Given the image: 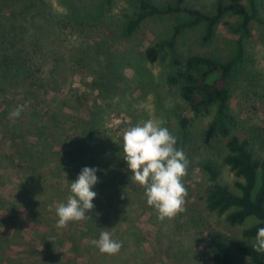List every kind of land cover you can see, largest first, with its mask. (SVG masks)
<instances>
[{
    "label": "rangeland",
    "instance_id": "rangeland-1",
    "mask_svg": "<svg viewBox=\"0 0 264 264\" xmlns=\"http://www.w3.org/2000/svg\"><path fill=\"white\" fill-rule=\"evenodd\" d=\"M151 1L165 6L174 0ZM232 1L248 5V0L188 2L213 13ZM257 1L264 20V0ZM138 2L49 1L54 5V27L64 42L55 46L56 53L36 76L32 94L23 89V83L9 95L5 111L9 129L23 137L0 131V264H215L208 248L214 232L232 239L239 264H251L238 253L237 243L245 240L253 245L254 239L243 238V230L256 220L234 227L227 215L210 212L206 204L211 183L204 164L212 163L220 172V181L234 192H238L235 183L242 181L224 163L226 140L211 147L203 143L216 108L195 117L181 98L180 86L167 84L168 76L178 68L176 58L196 54L234 57L238 36L231 28L238 17L226 18L207 45L201 43L203 27L183 30L175 47L164 48L151 63L146 51L169 41L182 16L153 17L126 37L124 28L137 13ZM44 23L38 21L46 30ZM252 27L246 63L231 83L230 108L238 123L233 133L249 139L256 156L264 158V26L253 23ZM18 105L24 110L13 119L10 112ZM182 116L191 119L190 141L184 151L189 161L183 178L188 192L186 210L160 222L147 204L144 188L135 183L137 197L127 200L116 190L113 178L105 176V165L114 163L124 130L141 121L163 120L178 142ZM31 130L37 133L29 134ZM85 167L98 170L94 208L86 213L91 219L57 229L55 206L66 202L70 183ZM108 222L117 225L114 232ZM104 229L122 242L118 254H100L91 244Z\"/></svg>",
    "mask_w": 264,
    "mask_h": 264
},
{
    "label": "trees",
    "instance_id": "trees-1",
    "mask_svg": "<svg viewBox=\"0 0 264 264\" xmlns=\"http://www.w3.org/2000/svg\"><path fill=\"white\" fill-rule=\"evenodd\" d=\"M49 1L0 0V131L16 136L19 133L9 129L8 111L5 112L10 104L11 91L21 88L24 83L26 86L23 89L32 94L37 86L36 76L43 73L49 59L56 53L55 46L64 42L58 34L59 30L54 27V5ZM188 1L174 0L165 6H159L151 0H139L138 11L127 22L123 33L126 37L132 36L145 21L153 17L182 16L169 41H163L146 51L147 59L155 63L164 48L175 47L183 30L203 27L201 43L207 45L216 38L218 28L226 18L238 17V22L231 28L238 36L234 57L220 59L196 54L185 59L176 58L174 64L178 68L168 76L167 84L172 87L180 86L181 98L195 117L207 115L212 108H216L214 118L203 134V143L211 147L217 141L226 140L228 153L224 163L242 181L235 183L238 192H234L220 181V172L212 163L204 164L203 169L211 183L206 196L207 208L212 213L227 215V222L234 227L244 226L251 218L256 220L252 226L243 230L244 239H253L258 228L264 227V158L256 156L249 139L233 133L238 123L231 112L230 102L231 83L238 69L246 63V42L253 36V23L264 26V20L260 18L257 0H248V5L232 1L213 13L192 7ZM39 20L45 22L47 31L40 28ZM190 123V118L182 116L181 136L176 147L183 152L190 141ZM36 133V130H31L29 134ZM254 139L258 137L254 136ZM122 145L115 155L114 163L105 165L107 167L104 174L107 178H113L118 193L130 200L137 197V192L133 188L135 183L130 181L132 174L123 160ZM1 163L2 160L0 167ZM26 198L31 199L29 196ZM26 198L22 199L23 202ZM101 222L104 223L103 220ZM107 225L111 226V232L117 226L109 222ZM233 246L232 239L224 233L214 232L210 235L208 248L215 264H239ZM237 251L249 259L251 264H264V253L255 252L253 245L245 240L237 243Z\"/></svg>",
    "mask_w": 264,
    "mask_h": 264
},
{
    "label": "clouds",
    "instance_id": "clouds-1",
    "mask_svg": "<svg viewBox=\"0 0 264 264\" xmlns=\"http://www.w3.org/2000/svg\"><path fill=\"white\" fill-rule=\"evenodd\" d=\"M23 110L24 106L18 105L10 116L17 119ZM163 124L164 121L159 119L139 122L124 130L122 145L123 160L132 174L130 181L144 188L147 204L155 209L160 222L172 220L186 210L188 192L183 178L189 166L183 150L176 147V137ZM97 171L85 167L70 183L66 202L55 206L57 229H65L71 222L91 219L86 213L94 208L92 202L97 193L93 187L99 182ZM52 210L53 207L49 206V211ZM253 239V250L264 253V227L258 228ZM91 244L100 254L110 256L118 254L122 248V242L112 239L108 229L100 231L99 238L93 239Z\"/></svg>",
    "mask_w": 264,
    "mask_h": 264
}]
</instances>
